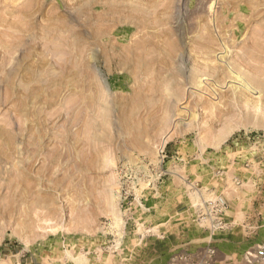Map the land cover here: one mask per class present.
I'll list each match as a JSON object with an SVG mask.
<instances>
[{"label":"rangeland","instance_id":"1","mask_svg":"<svg viewBox=\"0 0 264 264\" xmlns=\"http://www.w3.org/2000/svg\"><path fill=\"white\" fill-rule=\"evenodd\" d=\"M0 38V264H260L264 0H0Z\"/></svg>","mask_w":264,"mask_h":264},{"label":"bare ground","instance_id":"2","mask_svg":"<svg viewBox=\"0 0 264 264\" xmlns=\"http://www.w3.org/2000/svg\"><path fill=\"white\" fill-rule=\"evenodd\" d=\"M4 4V3H3ZM10 5V4H9ZM11 6V5H10ZM2 38H0V41H2L1 40ZM3 44H4V42H3ZM1 45V44H0ZM5 46V45H4ZM3 46V47H4ZM214 46V45H213ZM1 47V46H0ZM9 51H10V49H9ZM8 51V52H9ZM256 57H258V58H261V56H259V55H256ZM255 59H257V58H255ZM221 60H223V59H221ZM230 64H228L227 65V67H228V69H229V72L230 73H232V68L229 66ZM233 65V64H232ZM250 65V64H249ZM256 71H260V72H264V67L262 66H258V67H256ZM258 74V73H257ZM236 76H237V78H239L240 79V85H241V88H244L245 90H248V91H251L252 90V85H253V83H256V84H258V85H260V87H262L263 86V84H264V81L263 80H255L254 82H252V79H250V81L249 80H247L244 76H241V75H238L237 74V72H236ZM261 76V75H260ZM258 92L260 93V89L258 90Z\"/></svg>","mask_w":264,"mask_h":264},{"label":"built area","instance_id":"3","mask_svg":"<svg viewBox=\"0 0 264 264\" xmlns=\"http://www.w3.org/2000/svg\"><path fill=\"white\" fill-rule=\"evenodd\" d=\"M221 199H220V201H222ZM220 203H223V202H220ZM254 253H255L256 261L264 264V246H262V245L261 246H257L254 249Z\"/></svg>","mask_w":264,"mask_h":264},{"label":"crops","instance_id":"4","mask_svg":"<svg viewBox=\"0 0 264 264\" xmlns=\"http://www.w3.org/2000/svg\"><path fill=\"white\" fill-rule=\"evenodd\" d=\"M262 199L263 200H262V203H261V207L264 208V198H262ZM247 218H249V216ZM256 218H258V217H256ZM260 218H264V215L261 214L260 215ZM229 238H230L231 241L236 239V238H233V237H229ZM262 246H264V244H262ZM235 249H236V246H234L233 244H230V245H228L227 252L226 253H223V254H227L228 253L227 255H233V253H234L233 250H235ZM260 264H262V263H260Z\"/></svg>","mask_w":264,"mask_h":264}]
</instances>
